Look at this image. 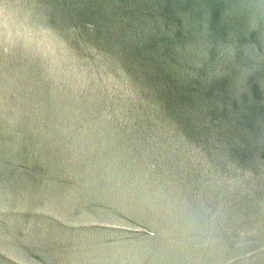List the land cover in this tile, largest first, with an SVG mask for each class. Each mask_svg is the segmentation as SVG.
Instances as JSON below:
<instances>
[{"label": "water", "instance_id": "water-1", "mask_svg": "<svg viewBox=\"0 0 264 264\" xmlns=\"http://www.w3.org/2000/svg\"><path fill=\"white\" fill-rule=\"evenodd\" d=\"M0 264H264V0H0Z\"/></svg>", "mask_w": 264, "mask_h": 264}]
</instances>
